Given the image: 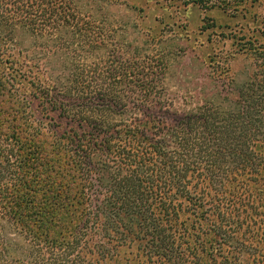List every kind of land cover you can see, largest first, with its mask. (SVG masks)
Here are the masks:
<instances>
[{
    "label": "trees",
    "instance_id": "obj_1",
    "mask_svg": "<svg viewBox=\"0 0 264 264\" xmlns=\"http://www.w3.org/2000/svg\"><path fill=\"white\" fill-rule=\"evenodd\" d=\"M75 9L0 0V264H264V56L184 105Z\"/></svg>",
    "mask_w": 264,
    "mask_h": 264
},
{
    "label": "rangeland",
    "instance_id": "obj_2",
    "mask_svg": "<svg viewBox=\"0 0 264 264\" xmlns=\"http://www.w3.org/2000/svg\"><path fill=\"white\" fill-rule=\"evenodd\" d=\"M71 2L76 6L78 26H97L108 36L113 56L156 55L168 63L167 87L186 98L184 105L191 104L188 97L198 101L217 88L229 91L232 84L226 85L227 78L238 84L260 71L264 0H215L216 5L207 10L191 0ZM17 39L24 44L31 40L21 33ZM74 221V214L64 210L55 230L70 227ZM127 254L121 248L120 257ZM141 259L135 257L128 264H140Z\"/></svg>",
    "mask_w": 264,
    "mask_h": 264
}]
</instances>
